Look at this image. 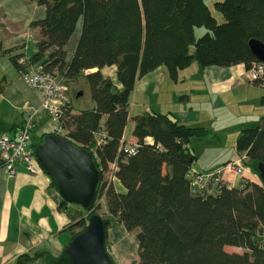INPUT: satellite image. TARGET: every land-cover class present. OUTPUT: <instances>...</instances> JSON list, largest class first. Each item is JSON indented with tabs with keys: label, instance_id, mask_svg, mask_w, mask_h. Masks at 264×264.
I'll return each mask as SVG.
<instances>
[{
	"label": "trees",
	"instance_id": "16d2710c",
	"mask_svg": "<svg viewBox=\"0 0 264 264\" xmlns=\"http://www.w3.org/2000/svg\"><path fill=\"white\" fill-rule=\"evenodd\" d=\"M36 1L45 6V16L32 22L40 28L36 53L26 59L21 47L0 46V56H6L21 75L35 64L44 71H56L66 79L69 97L72 84L82 87L70 97L62 127L75 146L94 151L101 171L97 197H105L112 221L127 231L137 230L135 264H264L262 183L242 178L236 186L219 183L214 193H193L189 174L196 156L190 139L204 137L209 130L179 122L170 113L129 115L136 80L159 66L177 82L179 71L192 61L199 73L212 65L243 64L249 70L259 63L248 43L251 39L264 43V0H215L220 22L204 0ZM78 27L74 52L66 62L65 45ZM197 27L204 29L199 36ZM111 65L116 66L121 88L100 72ZM251 82L263 87L264 75ZM85 89L93 103L74 110L72 99L78 101ZM259 101L264 106V93ZM129 121L135 138L132 152L122 145ZM21 126L22 120L5 131L14 135ZM97 131L105 134L99 145L93 138ZM46 134L53 133L43 132L38 138L32 134L33 148ZM235 147L258 174L257 162H264V112L258 124L240 131ZM112 165L123 192L102 180ZM67 204L58 201L59 208ZM81 210L84 218L69 213L71 237L94 213ZM109 224L104 218L106 247ZM226 246L244 251L230 252ZM34 258L21 255L16 264ZM46 263L69 264L64 253L46 257Z\"/></svg>",
	"mask_w": 264,
	"mask_h": 264
},
{
	"label": "crops",
	"instance_id": "0c3cea01",
	"mask_svg": "<svg viewBox=\"0 0 264 264\" xmlns=\"http://www.w3.org/2000/svg\"><path fill=\"white\" fill-rule=\"evenodd\" d=\"M44 16L45 6L38 4L36 0H0L1 49L21 47L20 52L24 53L26 59H29L36 53V43L40 38V28L32 22ZM79 29L80 27L75 30L65 45L66 62L70 60L74 52ZM37 65L31 66L29 70L35 69ZM100 72L118 88H121L115 65L104 66L100 68ZM197 72L200 87H204L210 96L209 109L221 104L223 95L230 92L233 85L240 87L246 85V80L251 81L243 64L229 67L212 65L203 68L201 73L199 69ZM168 84H172V81L163 66L137 79L129 98V115L156 111L170 113L173 119L188 125L200 121L203 112L199 110L190 108L186 111L184 109L181 112L183 114L165 110V102L157 97L163 87ZM0 86V135L2 133L12 135V132L8 133L5 130L19 124L26 109L39 106L41 93L25 85L21 74L6 56H0ZM181 91H184L183 88H176L171 96L175 97L176 93L180 94ZM152 96L157 99L154 106L150 98ZM186 99L190 98L187 96ZM49 120L45 113H40L35 119L33 130L40 127V134L45 132L46 127L44 126ZM129 123L131 121L125 127L122 143L123 147L128 150L135 144V138L131 134L133 123L132 126H129ZM128 127L130 135L127 138ZM194 169L200 171L197 168ZM244 177L255 181L247 169ZM240 180L241 177L233 179L231 186L238 185ZM112 183L117 191H124L115 177ZM58 201V193L47 173L31 174L18 165L15 174L9 175L0 166V264H16L18 257L24 254L35 255L34 260L27 264H47L46 257L61 256L64 245L71 238L69 227L71 218L68 207L59 208ZM118 226L117 232H121L120 228L124 227L119 224ZM109 254L115 264L130 262L128 259L130 256L126 251L122 253L118 251L115 255L109 251Z\"/></svg>",
	"mask_w": 264,
	"mask_h": 264
},
{
	"label": "rangeland",
	"instance_id": "374dc122",
	"mask_svg": "<svg viewBox=\"0 0 264 264\" xmlns=\"http://www.w3.org/2000/svg\"><path fill=\"white\" fill-rule=\"evenodd\" d=\"M204 1L217 21H222L221 14L216 11L213 6L215 0ZM203 31L204 29L202 27H197L195 28V35L199 36ZM190 50L192 51L193 48ZM198 69L199 67L196 61H192L187 68L179 71L177 83H174L175 81L168 76L170 81H172V84H168L163 87L157 99L165 102V110H171V112L174 113H181L184 109L187 111L190 108L203 112L201 120L193 123L192 126H203L209 130V133L204 137L192 136L190 139V146L196 156L193 167L197 168L201 172H207L218 169V167L221 168L220 166L233 157H241V155L236 151V140L243 128L260 122L261 115L264 112V106L260 103L259 98L264 93V86H256L248 80H246V85L244 86L237 87L236 85H233L232 90L223 95L221 104L212 106V109H209L208 104L211 102L210 96L207 93V90H204V87L201 88L199 85L200 80L198 78ZM54 72L58 74L56 71ZM63 80L65 81L66 79ZM78 86L79 85L77 83H74L69 87L70 97L74 95L77 88H82ZM176 88H183L184 91H181L180 94L176 93L175 97H172V91L176 90ZM184 94L190 99H186L187 96L180 98V96ZM150 98L152 99V105L154 106L157 99L154 96ZM72 102L74 110L82 108L83 106H89L93 103L90 99L88 89H85L83 95L78 101L72 99ZM38 115L36 117H38ZM36 117L34 118V121ZM48 118L50 119L49 116ZM130 125L132 126V121L129 123V126ZM50 126L51 122L49 120L44 126V128L46 127L45 132H49L48 129ZM40 132L41 128L38 127L33 130L32 134L35 138H38ZM129 135L130 130L128 127L126 131L127 138ZM241 161V164L244 167H248L245 164L246 158H241ZM112 168H114L113 165L110 167L109 171L103 174V181H107L109 183L114 181V176L111 170ZM42 172L44 171L42 170ZM250 172L255 181L260 183L261 180L259 179L258 174L253 170ZM222 175L224 179H228L231 182L235 178L238 179V176L236 177L231 173L224 172ZM58 197L60 200L61 197L59 195ZM66 207H68V213L75 215L77 218H84L86 216L83 214L81 208L76 204L68 203ZM93 212L103 218H108L110 221L107 230L108 250L112 252L113 255H115L118 251L121 253L126 251L127 255L130 256V258L128 257V259H130L128 264H135V259L138 258V244L136 240L137 230L127 231L124 228H120L122 229L121 232H117L119 226L112 221V218L107 210L106 199L104 196L97 197L93 207ZM79 230V228H76L75 231L77 232ZM225 249L230 252L239 253L244 251L243 248L234 246H226Z\"/></svg>",
	"mask_w": 264,
	"mask_h": 264
},
{
	"label": "water",
	"instance_id": "95a60500",
	"mask_svg": "<svg viewBox=\"0 0 264 264\" xmlns=\"http://www.w3.org/2000/svg\"><path fill=\"white\" fill-rule=\"evenodd\" d=\"M248 45L253 55L264 63V43L251 39ZM33 154L63 201L87 212L93 209L101 182L94 153L75 146L62 135L46 134L33 148ZM256 167L264 187V162H257ZM63 253L69 264H115L106 247L104 218L90 214L85 227L64 245Z\"/></svg>",
	"mask_w": 264,
	"mask_h": 264
},
{
	"label": "built area",
	"instance_id": "2783aa9c",
	"mask_svg": "<svg viewBox=\"0 0 264 264\" xmlns=\"http://www.w3.org/2000/svg\"><path fill=\"white\" fill-rule=\"evenodd\" d=\"M263 75V62L254 63L247 70V76L250 80ZM21 77L27 87L41 93V100L37 108H28L23 112L22 126L14 135H0V163L9 175L15 174L18 165H21L27 172L37 175L42 172V169L33 154L32 130L35 124L34 118L40 112L45 113L50 117L49 132L65 136L66 131L62 127V118L65 116L66 111L70 109L71 99L67 94V85L64 83L63 78L56 73L44 71L39 64L35 69L23 73ZM93 138L95 145H99L105 141V134L102 131H97L94 133ZM129 150L132 152L133 148ZM241 158L245 157H233L221 168L213 171L201 172L193 167L189 174L192 192L214 193L219 183H226L231 186L232 182L224 179L222 175L224 172L241 177V179L245 178V170H251L241 164Z\"/></svg>",
	"mask_w": 264,
	"mask_h": 264
},
{
	"label": "bare ground",
	"instance_id": "6f19581e",
	"mask_svg": "<svg viewBox=\"0 0 264 264\" xmlns=\"http://www.w3.org/2000/svg\"><path fill=\"white\" fill-rule=\"evenodd\" d=\"M226 184V183H225Z\"/></svg>",
	"mask_w": 264,
	"mask_h": 264
}]
</instances>
